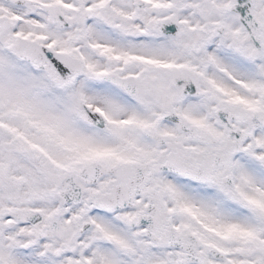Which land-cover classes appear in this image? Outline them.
I'll return each instance as SVG.
<instances>
[{"label": "snow or ice", "instance_id": "obj_1", "mask_svg": "<svg viewBox=\"0 0 264 264\" xmlns=\"http://www.w3.org/2000/svg\"><path fill=\"white\" fill-rule=\"evenodd\" d=\"M0 264H264V0H0Z\"/></svg>", "mask_w": 264, "mask_h": 264}]
</instances>
